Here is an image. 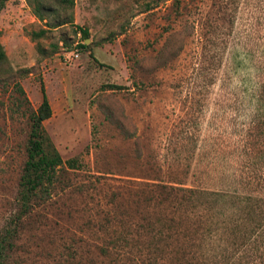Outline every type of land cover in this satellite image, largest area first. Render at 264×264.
<instances>
[{
  "label": "rangeland",
  "instance_id": "rangeland-1",
  "mask_svg": "<svg viewBox=\"0 0 264 264\" xmlns=\"http://www.w3.org/2000/svg\"><path fill=\"white\" fill-rule=\"evenodd\" d=\"M0 51L2 264H197L234 197L264 200V0H8ZM41 86L76 166L25 205ZM110 238L129 247L101 256Z\"/></svg>",
  "mask_w": 264,
  "mask_h": 264
},
{
  "label": "trees",
  "instance_id": "trees-1",
  "mask_svg": "<svg viewBox=\"0 0 264 264\" xmlns=\"http://www.w3.org/2000/svg\"><path fill=\"white\" fill-rule=\"evenodd\" d=\"M8 0H0V10L3 8L4 3ZM44 5L40 3L34 9L35 15L40 19H43L41 15V9ZM63 23L56 24L55 27L62 25ZM85 39L88 37L86 31H82ZM85 47L84 45L82 46ZM0 58H3V53L0 51ZM23 93L22 90H20ZM42 101L38 108L30 114L31 130L27 143V161L24 167V173L22 176L21 187L23 189L22 200L23 204H27V200L30 197L37 195H50V191L54 189L55 183L58 179V172L64 169H74L75 162L73 160L63 161L58 151L52 144L50 138L45 133L42 122L50 118L51 108L48 103L47 97L43 86H41ZM226 197V196H223ZM232 198V197H231ZM238 201L245 203L247 206L243 213L242 218H237L231 225L232 227L221 226V233L224 234L217 242H210L203 240L199 245L193 244L189 247H193L192 252L183 254L182 257L189 255L190 258L186 260H201V257L195 253L200 247L206 252H213L216 257L220 252L223 256V260L230 264H264V250L262 248V239L264 238V200L253 199L251 197H234ZM30 200V199H29ZM256 209H259L258 211ZM227 222L226 225H229ZM209 224H206L201 231V239H211V236H217L218 232H214ZM204 229V230H203ZM198 232V231H197ZM214 232V233H213ZM199 236V235H198ZM226 243L235 248V250L242 251L243 256H231L227 255ZM102 248L101 256H106L110 253L111 249L123 250V248L129 247L128 242H120L118 238L111 239L109 243H106ZM165 246H169L168 244ZM1 247V246H0ZM197 249L195 250V248ZM220 248H225L226 251H221ZM262 248V249H261ZM109 250V251H108ZM214 256V257H215ZM237 257L236 262H233V258ZM0 257V264H2ZM210 257L209 259H211ZM236 259V258H235ZM184 261V260H180ZM187 261H184L187 263ZM207 264V261L206 263Z\"/></svg>",
  "mask_w": 264,
  "mask_h": 264
}]
</instances>
